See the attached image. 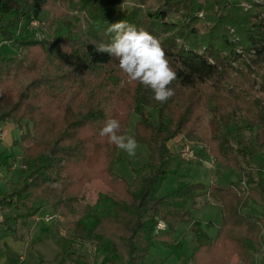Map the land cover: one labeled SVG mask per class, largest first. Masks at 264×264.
Here are the masks:
<instances>
[{
    "label": "trees",
    "instance_id": "obj_1",
    "mask_svg": "<svg viewBox=\"0 0 264 264\" xmlns=\"http://www.w3.org/2000/svg\"><path fill=\"white\" fill-rule=\"evenodd\" d=\"M56 1L0 0V43L20 48L10 57L0 51V121L22 129L32 125L15 142L22 151V181L0 191V209L23 207L20 216L28 220L40 209L36 201L48 200L53 215L80 243L61 264L87 263L82 251L88 243L96 249L94 263L149 264L151 247L172 243L170 235L181 221L192 223L196 245L192 261L179 264H233L234 256L243 264H257L258 252L264 264L261 221L245 211L251 201L264 209V171H253L252 149L246 142L235 147L228 131L236 121L229 107L237 104L248 114L247 126L259 127L256 143L264 147V0H60L76 2L88 14V24L101 32L99 42L70 27L67 35L51 41L32 34L18 37L22 22L40 20ZM125 1L141 5L128 10ZM173 16L178 20H168ZM121 20L161 40L177 74L171 85L175 94L166 103L156 102L139 83H127L118 61L96 52L94 45L111 39L109 24ZM199 22L208 23L206 29ZM253 72L259 81H250ZM205 110L212 112L210 133L202 135L205 151L221 167L241 172L246 183L213 180L207 187L181 182L172 194L159 196L175 156L170 142L200 134L197 123ZM133 114L139 118L132 136L147 146L149 160L133 167L135 178L129 183L112 178L122 158L99 132L106 119L116 118L127 135ZM99 178L110 192L85 203L79 214L84 187ZM199 196L222 208L214 238L186 209L188 200ZM160 220L165 230H157Z\"/></svg>",
    "mask_w": 264,
    "mask_h": 264
},
{
    "label": "rangeland",
    "instance_id": "obj_2",
    "mask_svg": "<svg viewBox=\"0 0 264 264\" xmlns=\"http://www.w3.org/2000/svg\"><path fill=\"white\" fill-rule=\"evenodd\" d=\"M75 1L77 2V0ZM76 2L71 4L69 2H62L60 0L56 1L49 10L45 11L41 15L40 21L44 23L41 25L39 30L45 34V38H43V40L51 41L60 35H67L68 29L70 27L78 30L85 39H88L92 42L100 41L101 32L95 29V26H92L91 28V25L87 22L88 14L85 11H81L79 7H77ZM140 5V3L134 1H125L122 4V6L128 10ZM147 7L149 6L146 5L145 8ZM199 16H203V12H199ZM168 20L177 21L178 19L176 16H173L168 18ZM27 23H29V25ZM197 26L200 29H206L208 23L199 22L197 23ZM20 28V32L15 29L18 32L19 38H21L23 35L32 38L31 34L33 29L30 26V22H22ZM19 50V46L13 42L0 43V51L7 57L17 55ZM235 75L236 74L234 73L233 76ZM250 75V81H253L254 79H257L258 81L260 80V77L258 74H256V72H253ZM257 87L258 86L252 90L253 93L258 92ZM211 107H214L213 103L211 104ZM229 110L234 112V119L236 120L235 123L228 128V131L231 134L232 143L235 147H240L241 142H246L253 151V154L250 157L251 168L254 172H257L260 169H263L264 171V147L258 146L256 143V135L259 127L254 126L253 128H249L247 126L249 120L248 114L246 113L245 109H240L237 104L229 107ZM150 111L154 121L156 122V111L152 109ZM211 117V110H205L197 123V125L200 127V134H197L193 139H189L180 135L170 142V148L175 152V156L171 159V171L159 189V196H167L172 194L178 188L181 182H202L207 187L213 180L221 184H228L231 181L240 180H243L246 183V179L243 177L241 172L236 169L221 167V165L218 162H215L214 158L205 151L206 145L202 139V135L210 133ZM138 118L139 116L136 114L131 116L127 135L132 136L133 128ZM31 127L32 125H28L26 128L24 127L23 130L25 131V129H31ZM138 145L139 146L135 157H129L123 151L118 150V153L122 159L114 165V173L112 176L114 180L123 178L127 182L131 183L135 178L133 167H139L148 162L149 151L147 146L142 143H138ZM186 145L189 146V151H191V155L193 154V156L184 158L181 155V151L186 147ZM16 153H18L17 150ZM19 167H21V165ZM17 174L21 176L23 175L21 168L17 169ZM108 192H110V189L103 182L102 178L88 183L84 187L81 194V201L78 205L79 214L82 212V207L85 203L93 204L100 193ZM249 204V207H247L245 211L260 219L261 228L263 231L262 236L264 237V219L262 218L264 209L257 206L252 201ZM186 209L191 212V215L195 220L201 222L202 226L207 230L210 237L214 238L216 236L219 225L222 221V208L217 202H208V198L206 196H199L194 199V202L192 200H188ZM23 211L24 208L21 207V212ZM47 215L54 216L50 203H40L38 216L45 218ZM53 218L54 219L50 222L51 227H57L58 217L54 216ZM40 225H48V223L42 220ZM192 226L193 225L190 221L179 222L170 235L172 243H154L146 257V262L149 264H179L181 259H189L192 261L191 258L196 245ZM66 239H69V237H66ZM69 244H71L70 241ZM91 246L92 245L88 243L87 247ZM88 256L90 262H93L96 254L92 252V254L88 253ZM261 260L262 256L260 252H258L256 256L257 264H261ZM232 263L243 264V262H241L236 256L232 258ZM95 264L100 263L96 262Z\"/></svg>",
    "mask_w": 264,
    "mask_h": 264
},
{
    "label": "crops",
    "instance_id": "obj_3",
    "mask_svg": "<svg viewBox=\"0 0 264 264\" xmlns=\"http://www.w3.org/2000/svg\"><path fill=\"white\" fill-rule=\"evenodd\" d=\"M23 131L14 122L0 121V191L2 193L16 188L22 181V176L17 174V169H22L20 161L22 151L15 146V142L20 139ZM44 202L49 201L40 200L35 204L40 207V203ZM21 213V208L0 209V264H61L63 256L67 255L70 248L80 246V243L73 241V235L65 227L62 218L57 216V227H51L50 222L54 218L47 221L37 213L25 220L20 216ZM42 220L48 225H40ZM87 245L83 247L82 252L92 254L94 252L92 246L87 247ZM65 264L77 263L67 261ZM85 264L95 263L88 260Z\"/></svg>",
    "mask_w": 264,
    "mask_h": 264
},
{
    "label": "clouds",
    "instance_id": "obj_4",
    "mask_svg": "<svg viewBox=\"0 0 264 264\" xmlns=\"http://www.w3.org/2000/svg\"><path fill=\"white\" fill-rule=\"evenodd\" d=\"M106 34L111 37L110 41L94 45L96 52L115 58L127 83H139L152 91L156 102L166 103L175 94L171 85L177 74L161 40L127 20L109 24ZM124 82L122 80V84ZM99 135L107 137L111 144L129 157H135L138 142L134 136L121 134L118 119H106Z\"/></svg>",
    "mask_w": 264,
    "mask_h": 264
},
{
    "label": "built area",
    "instance_id": "obj_5",
    "mask_svg": "<svg viewBox=\"0 0 264 264\" xmlns=\"http://www.w3.org/2000/svg\"><path fill=\"white\" fill-rule=\"evenodd\" d=\"M43 23L39 19H34V20L30 21V26L33 29L32 35H33L34 39L43 40V38H45V34L41 30H39V28H41V25ZM181 155L184 158H187L189 156H193V154L191 155V151H189V146L188 145H186V147L181 151ZM53 217L54 216H52V215L51 216L47 215V216H45V219L47 221H50V220L53 219ZM166 227H167L166 223L163 222L162 220H160L158 222V225H157V230H165ZM92 249H93V251L96 250L95 247H93Z\"/></svg>",
    "mask_w": 264,
    "mask_h": 264
}]
</instances>
